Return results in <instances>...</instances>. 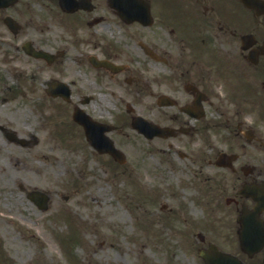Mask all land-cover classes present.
<instances>
[{"label": "flooded vegetation", "instance_id": "1", "mask_svg": "<svg viewBox=\"0 0 264 264\" xmlns=\"http://www.w3.org/2000/svg\"><path fill=\"white\" fill-rule=\"evenodd\" d=\"M154 124L166 136L142 130ZM42 142L102 169L115 165L112 144L142 177L182 159L202 180L160 208L206 212L190 240L199 251L214 243L264 264V0H4L0 148ZM106 242L83 256L71 244L57 264H98Z\"/></svg>", "mask_w": 264, "mask_h": 264}, {"label": "rangeland", "instance_id": "2", "mask_svg": "<svg viewBox=\"0 0 264 264\" xmlns=\"http://www.w3.org/2000/svg\"><path fill=\"white\" fill-rule=\"evenodd\" d=\"M40 132L46 135L45 130ZM61 143H65L63 139ZM42 144L38 148L31 147V150L1 144L0 246L7 249V252H2L3 257L10 256L14 264H57L56 257L64 251L57 237L61 232L70 230L67 226L72 223L76 229L85 228L86 233L85 244L77 243L78 256L87 254L88 248L90 252L96 246L94 241H107L97 254H93V258L100 262L98 264L106 261L107 256L110 260L121 256L119 260L124 264H196L199 261L197 246L189 244L190 250L188 244L182 243L180 235L171 240L163 236L161 230L153 231L136 224L138 213L130 209L137 203L141 204L143 193L140 196L136 194L139 182L132 184L125 179L130 169L112 179L110 177L117 169L104 165V178H98L100 162L91 158L89 152H84L87 158L82 161L80 152L75 149L56 147L45 150L44 145L49 143ZM44 154L49 158H45ZM101 159L105 161V157ZM175 165L179 169L184 163L175 162ZM150 169L142 180L156 179L154 168ZM168 170L167 182L173 183L175 188L181 187L186 175L171 177L174 173ZM20 183L25 187L45 189L50 200L48 209L41 210L27 198ZM145 199L150 203L151 199ZM69 209H73L77 217L71 219L67 214ZM179 226L184 227L183 224ZM135 230L142 241L149 242L141 246L140 256L136 254L128 234ZM150 233L160 234L164 241L159 240L155 244ZM115 241H119L117 245L122 247H114ZM192 241L198 243L196 237ZM61 261L65 264L64 258Z\"/></svg>", "mask_w": 264, "mask_h": 264}, {"label": "water", "instance_id": "3", "mask_svg": "<svg viewBox=\"0 0 264 264\" xmlns=\"http://www.w3.org/2000/svg\"><path fill=\"white\" fill-rule=\"evenodd\" d=\"M218 254V252H217ZM229 255H223V257H225L226 259L224 260V262H229V263H232V264H239L238 260H236L235 258L229 256ZM211 264H213V262H210Z\"/></svg>", "mask_w": 264, "mask_h": 264}, {"label": "bare ground", "instance_id": "4", "mask_svg": "<svg viewBox=\"0 0 264 264\" xmlns=\"http://www.w3.org/2000/svg\"><path fill=\"white\" fill-rule=\"evenodd\" d=\"M46 157H48V156L46 155Z\"/></svg>", "mask_w": 264, "mask_h": 264}]
</instances>
